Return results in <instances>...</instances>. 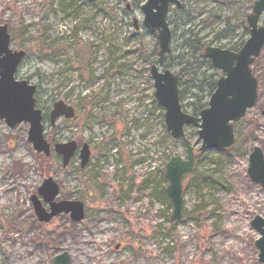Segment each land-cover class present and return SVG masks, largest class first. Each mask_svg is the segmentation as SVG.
I'll list each match as a JSON object with an SVG mask.
<instances>
[{"label": "rangeland", "instance_id": "374dc122", "mask_svg": "<svg viewBox=\"0 0 264 264\" xmlns=\"http://www.w3.org/2000/svg\"><path fill=\"white\" fill-rule=\"evenodd\" d=\"M180 1L184 9L171 8L167 17L172 40L164 67L173 74L191 54L182 46L187 31L227 48L248 38L245 19L255 0ZM139 7L138 0H0L10 48L25 53L15 78L36 87L45 138L90 151L83 168L78 153L64 167L57 154L35 152L28 124L10 128L0 119V264H52L63 252L71 264H261L250 222L264 218V189L247 169L253 147L264 154V48L251 69L257 100L233 124L234 145L199 152L197 129L184 128L198 175L182 177L183 218L173 222L163 175L170 157L186 160V150L170 136L154 98L149 68L158 45ZM184 12L192 22H183ZM224 28L227 39L216 40ZM193 90L182 101L189 114ZM57 101L75 116L51 126L48 114ZM47 177L59 187L55 203L83 204L80 222L68 214L37 221L31 197ZM78 234L88 243L76 245L84 249L76 259L67 242Z\"/></svg>", "mask_w": 264, "mask_h": 264}, {"label": "water", "instance_id": "95a60500", "mask_svg": "<svg viewBox=\"0 0 264 264\" xmlns=\"http://www.w3.org/2000/svg\"><path fill=\"white\" fill-rule=\"evenodd\" d=\"M143 14L142 25L156 35L158 44L157 64L150 66L153 80L154 98L164 109V122L167 131L174 140L183 139L186 148V160L172 156L165 166L164 179L168 182L165 193L172 204L171 221L183 218L182 177L193 170L194 152L184 137V128L197 129L201 140L200 152L206 150H225L233 146L235 136L233 123L241 120L247 110L257 100V80L251 72V66L264 47V22L259 19L264 13V0H255L246 21L249 37L238 52L218 47H206L204 56L210 60L214 69L221 72L214 92L208 100V107L195 117L184 113L179 102L177 77L169 69H160L170 54L172 33L167 23L171 7L181 8L179 0H139ZM137 29L136 21L134 22ZM25 57L23 51L10 48V35L6 25L0 24V119L14 128L28 124V142L35 152L45 157L53 151L61 157L62 166L66 167L77 150L75 142L54 144L52 147L44 137L42 111L35 106L36 87L26 80H17L15 75ZM264 117V110L262 111ZM72 119L74 109L62 101L54 103L49 113V123L54 125L57 119ZM80 167L88 162L89 149L86 144L79 151ZM247 175L251 182L264 189V154L260 147H253L248 156ZM59 194V187L51 177L43 180L37 189V196L31 197L35 217L40 223H48L59 214H68L71 221L78 223L84 218V207L79 201L54 200ZM42 202L48 204L46 211ZM251 228L259 235L254 241L258 251V262L264 264V218L256 215L250 222ZM52 264H71L67 252L54 256Z\"/></svg>", "mask_w": 264, "mask_h": 264}, {"label": "trees", "instance_id": "16d2710c", "mask_svg": "<svg viewBox=\"0 0 264 264\" xmlns=\"http://www.w3.org/2000/svg\"><path fill=\"white\" fill-rule=\"evenodd\" d=\"M183 8V6H182ZM181 8V9H182ZM184 9V8H183ZM183 22H192L188 12L182 13ZM245 22V21H244ZM228 29H230L228 27ZM248 32V31H247ZM246 32V33H247ZM227 30L224 28L215 35V39H227ZM184 36L182 46L191 54L184 56V60L180 62V69L176 75L178 79L179 97L181 108L183 109L182 101L188 93L189 88L193 87V99L191 104V115L198 116L200 112L207 107V102L216 87V81L219 77V72L214 70L210 61L205 58L204 48L209 45L204 42L203 37H199L198 33L187 31ZM241 46H235L233 49L237 51ZM211 70L212 74H207V70ZM54 143V141H53ZM193 176H197V169L192 171ZM164 195V193L162 192Z\"/></svg>", "mask_w": 264, "mask_h": 264}, {"label": "bare ground", "instance_id": "6f19581e", "mask_svg": "<svg viewBox=\"0 0 264 264\" xmlns=\"http://www.w3.org/2000/svg\"><path fill=\"white\" fill-rule=\"evenodd\" d=\"M28 179H30L29 176H28ZM235 223H236V222H235ZM240 231H242V227H240ZM78 243H79L80 245H86L88 242H87L86 238H84V237H83L82 235H80V234H78L77 237H75L74 239H70L69 242H67V245L73 250L76 259H78V256H79L81 253H84V252H82V251H84V249H81L82 251L76 249V245H77Z\"/></svg>", "mask_w": 264, "mask_h": 264}, {"label": "flooded vegetation", "instance_id": "af4514ba", "mask_svg": "<svg viewBox=\"0 0 264 264\" xmlns=\"http://www.w3.org/2000/svg\"><path fill=\"white\" fill-rule=\"evenodd\" d=\"M182 6H183V4H182ZM207 46H213V47H221V48H225V49H227V50H229V51H235L233 48H227V47H225V46H214V45H211V44H209V45H207ZM24 60V59H23ZM56 103V102H55ZM54 105V104H53ZM36 106V105H35ZM52 108H53V106H52ZM38 109V108H37ZM74 109V108H73ZM40 110V109H39ZM52 110V109H51ZM49 113H50V111H49ZM42 116H43V112H42ZM74 116H75V109H74ZM44 117V116H43ZM64 118V117H63ZM48 119H49V114H48ZM60 119V118H59ZM65 119V118H64ZM43 120H44V118H43ZM58 120V119H57ZM56 120V121H57ZM44 122V121H43ZM44 124V123H43ZM55 124V123H54ZM53 126V125H52ZM76 145H77V150H76V152L74 153V155H73V157L75 156V154H77L78 153V156H79V151H80V149H81V146H80V148H79V146H78V144L76 143ZM89 156H90V151H89ZM72 159V158H71ZM70 159V160H71ZM79 159H80V157H79ZM80 162H81V160H80ZM117 247V246H116Z\"/></svg>", "mask_w": 264, "mask_h": 264}]
</instances>
